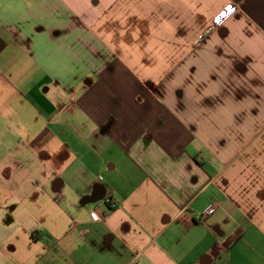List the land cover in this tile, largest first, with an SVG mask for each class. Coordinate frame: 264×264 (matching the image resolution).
Wrapping results in <instances>:
<instances>
[{
  "label": "crops",
  "instance_id": "obj_1",
  "mask_svg": "<svg viewBox=\"0 0 264 264\" xmlns=\"http://www.w3.org/2000/svg\"><path fill=\"white\" fill-rule=\"evenodd\" d=\"M0 264H264V0H0Z\"/></svg>",
  "mask_w": 264,
  "mask_h": 264
},
{
  "label": "built area",
  "instance_id": "obj_2",
  "mask_svg": "<svg viewBox=\"0 0 264 264\" xmlns=\"http://www.w3.org/2000/svg\"><path fill=\"white\" fill-rule=\"evenodd\" d=\"M236 8H237V6L235 5V4H228L227 6H225V8L222 10V11H220L215 17H214V19H213V23L215 24V25H221L222 23H223V21L227 18V17H229L235 10H236ZM109 203H111V202H109ZM111 205L114 207L115 205H116V203H111ZM216 207H215V205H211V206H209V208H207L206 210H205V215H208V214H211L213 211H214V209H215Z\"/></svg>",
  "mask_w": 264,
  "mask_h": 264
}]
</instances>
